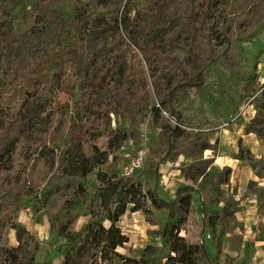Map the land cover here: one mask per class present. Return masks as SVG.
<instances>
[{
	"label": "rangeland",
	"instance_id": "1",
	"mask_svg": "<svg viewBox=\"0 0 264 264\" xmlns=\"http://www.w3.org/2000/svg\"><path fill=\"white\" fill-rule=\"evenodd\" d=\"M97 7L118 8V20L130 37L106 21ZM144 40L151 44L145 51ZM131 49L140 51L139 60H131ZM75 52L79 61L66 106L70 125L81 126L96 109L80 103L86 69L115 100L106 99L97 110L108 113L110 127L126 135L115 155L109 156L110 169L134 175L143 191L154 189L165 202L174 200L180 187L193 186L196 192L179 235L189 243L198 241L202 200L215 222L205 228L206 248L214 263L264 264V234L254 228H264V223L255 222L253 227L255 215L249 214L246 223L236 216L241 208L236 197L256 194L264 198V188L248 179L245 191H239L232 168L227 182H222V165L232 166L238 160L247 161L251 172L264 176V160L255 159L241 144L242 138H237L242 129L244 135H252L248 141L264 149V0H0V92L6 74L26 80L40 77L44 83L14 131L5 135L1 130L5 137H0V167L13 168L15 162L7 155L13 148L20 151L21 163L27 167L28 150L35 147L49 165L42 185H58L47 198L37 190L19 201L0 177V204L12 211L10 218L5 214L0 219V264H12L4 251L17 244L19 227L38 243L33 264H60L63 258L57 248L69 234L66 223L78 214L74 227L78 231L87 222L83 200L95 192L100 183L98 171L104 169L95 164L92 145L105 149L106 131L78 130L76 135L82 138L76 143L70 128L62 132L59 120L54 134L49 133L48 101L57 91L61 57ZM202 69V86L182 89L172 99L182 119L175 149L162 159L166 136L176 125L166 91L186 78L193 79ZM22 92L16 88L11 97L19 98ZM10 115L8 107H0V127ZM253 118L258 133H246V123ZM3 155L5 161H1ZM82 167L92 169L84 178L75 175ZM31 174L34 179V170ZM59 196L68 199L71 208L61 211L59 230H53L50 212ZM107 202L113 208L110 198ZM131 207L116 222L128 238L117 247L118 254L163 264L168 249L160 234L174 214L156 209L149 200L145 210L131 211ZM256 211L264 215V202ZM102 224L108 227L110 221L104 219ZM88 248L83 243L70 264H89ZM104 264H122V260Z\"/></svg>",
	"mask_w": 264,
	"mask_h": 264
},
{
	"label": "trees",
	"instance_id": "2",
	"mask_svg": "<svg viewBox=\"0 0 264 264\" xmlns=\"http://www.w3.org/2000/svg\"><path fill=\"white\" fill-rule=\"evenodd\" d=\"M99 14L106 21L113 23L115 28L125 30L130 37L128 30L122 25V22L118 20V8L101 9L97 7ZM96 12V11H95ZM107 12V13H106ZM96 13H94L95 15ZM219 35V33H217ZM225 42H228L226 37H223ZM80 42L83 38L79 39ZM151 44L144 40L143 51L149 49ZM132 50L131 60H139V52ZM79 54L65 53L61 57V71L59 75V82L57 85V91L53 95L52 99L48 101L51 116H50V134L53 135V126L60 120L62 122V132L66 129H71V140L73 142H80L82 136L76 135L78 130L83 132L98 131L104 128L106 131V140L108 142L105 149L97 147L93 144V153L95 158V164L103 166L104 169L98 171V178L100 183L92 195H86L83 200V205L86 208L87 222L84 223L80 230H75V224L78 219V214L69 220L65 229L69 232L65 242L60 245L57 250L62 255V262L60 264H70L72 257L77 254L83 243H88V258L89 264H104L106 262H112L115 259H121L122 264H154L153 259L146 261L144 259H132L128 257H122L117 252V247L123 246L128 238L122 234L119 227L116 226V222L119 217L122 216L128 207L131 205V211H137L144 209L147 201L156 208H164L169 213L174 214L169 217L168 221L164 225L160 238L163 241V246L168 249L167 254L164 256L165 262L163 264H215L213 258L210 256L205 241V228L209 223H215L211 220V217L205 210L204 202L200 200V210L202 213V228L198 233V241L189 243L179 233L182 229V223L185 219V214L190 204L191 195L196 192L193 186L187 185L177 189L174 200L165 202L158 197L156 191L147 189L142 190L141 183L137 181L134 175L124 176L119 172H115L110 169L111 162L109 156H114L116 151L122 146L126 135L118 129L110 127V120L108 113L98 111L97 108H103L106 99L115 100L112 96L105 94L99 87L98 80H94L88 70L84 69L83 83L84 91L82 105H91L94 109L89 113L88 118L81 126H71L68 120L66 106L67 99L70 97L72 90V83L75 78V66L79 61ZM169 61L174 63L173 59H170L167 55H164ZM74 77V78H73ZM205 78L204 69H202L193 79H185L182 82L173 85L166 91L165 97L170 105V108L175 115L176 125L172 127L171 131L167 134V148L162 159H164L168 152L173 151L174 141L177 136L181 123L182 115L172 106V99L174 95L186 88L201 87ZM43 81L40 77H36L33 80H26L22 77H17L14 74H6L3 76V90L0 92V107H8L11 115L6 118L0 127V137L4 138L1 130L4 129L5 135H8L14 131L17 124V120L26 112L27 108L32 104L34 99L41 94ZM16 88H22V95L17 98L11 97V94ZM162 103V100H159ZM256 119L246 123L245 132L258 133L255 127ZM104 126V127H103ZM79 127V128H78ZM29 157H27V167L21 163L20 151L16 148L8 151L9 158L15 162L13 168L7 170L4 164L0 167L1 182L9 188L13 199L21 201L26 195L32 192H38V194L47 198L51 190L57 189L58 185L54 187H45L42 185L45 174L48 173V162L41 154L37 153L35 147L29 150ZM31 151V152H30ZM5 161V155L2 160ZM34 170L35 178L31 171ZM90 167H82L79 174H75L80 178H84L89 172ZM230 168L225 166L223 168V181L227 182ZM68 176H71L70 174ZM9 178L8 183L5 179ZM77 189L81 195L83 194V188L81 185H77ZM112 200L113 208L108 206V199ZM69 200L63 197H57L51 212L50 217L52 219L53 230H59L61 225V211L70 209ZM8 218L12 216V211L9 207H4L0 204V219L4 218V215ZM216 215V213H215ZM107 219L110 221L108 227L103 226L102 221ZM13 226L18 228L16 222H13ZM19 237L17 238V244L10 246L4 251L5 259H8L12 264H33L34 257L38 250V243L34 237L23 227H19Z\"/></svg>",
	"mask_w": 264,
	"mask_h": 264
},
{
	"label": "crops",
	"instance_id": "3",
	"mask_svg": "<svg viewBox=\"0 0 264 264\" xmlns=\"http://www.w3.org/2000/svg\"><path fill=\"white\" fill-rule=\"evenodd\" d=\"M240 132V131H239ZM250 134V133H249ZM246 134L244 135V131H242L241 129V133H239L237 136L238 139L242 138V142L241 144L245 145L246 148H248V150H250L251 154H254V158L257 160H264V149H261L259 144L257 143L254 144L251 140L248 141V139H252V135ZM235 138V137H234ZM250 145H249V143ZM260 160V161H261ZM216 164H218L219 161V157L216 159ZM222 166H227L229 168H232V175L235 177V179H237V183L236 186L239 189V191L244 192L245 191V186L246 183L249 180H254L257 184L258 187H262L264 188V176H257L254 172L250 171V165L247 164V161L244 160H238V163L234 164V165H229V163H225ZM231 166V167H230ZM249 179V180H248ZM242 196V195H239ZM255 200V204L253 203L252 200ZM236 200H239V204L241 207L238 210V213L236 214V216L238 217L239 220H241V222H245L246 217L249 216V214L255 215V221L254 219L252 220V224L255 222L260 221L261 223H264V215L261 214H256V210L258 209V205L261 204L262 202H264V198L256 195V194H249L246 195L243 198H238L236 197ZM247 204L246 207H244V205ZM247 226V225H246ZM254 227V224L252 225ZM255 229L257 228V232H260L261 234H264V228L262 227H258L255 226Z\"/></svg>",
	"mask_w": 264,
	"mask_h": 264
},
{
	"label": "built area",
	"instance_id": "4",
	"mask_svg": "<svg viewBox=\"0 0 264 264\" xmlns=\"http://www.w3.org/2000/svg\"><path fill=\"white\" fill-rule=\"evenodd\" d=\"M130 175H131L130 173L125 171V175L124 176H130ZM252 201H253L254 204L256 203L254 199ZM246 206H247V204L244 205V207H246Z\"/></svg>",
	"mask_w": 264,
	"mask_h": 264
}]
</instances>
